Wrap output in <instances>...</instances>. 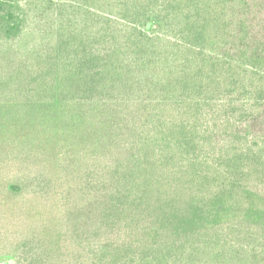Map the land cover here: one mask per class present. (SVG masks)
<instances>
[{"label": "trees", "instance_id": "trees-1", "mask_svg": "<svg viewBox=\"0 0 264 264\" xmlns=\"http://www.w3.org/2000/svg\"><path fill=\"white\" fill-rule=\"evenodd\" d=\"M0 264H264V0H0Z\"/></svg>", "mask_w": 264, "mask_h": 264}, {"label": "rangeland", "instance_id": "rangeland-1", "mask_svg": "<svg viewBox=\"0 0 264 264\" xmlns=\"http://www.w3.org/2000/svg\"><path fill=\"white\" fill-rule=\"evenodd\" d=\"M12 262H13V260L10 261V263H12Z\"/></svg>", "mask_w": 264, "mask_h": 264}]
</instances>
